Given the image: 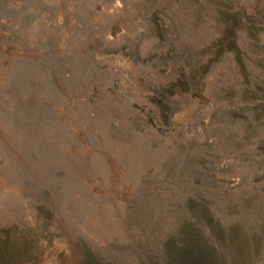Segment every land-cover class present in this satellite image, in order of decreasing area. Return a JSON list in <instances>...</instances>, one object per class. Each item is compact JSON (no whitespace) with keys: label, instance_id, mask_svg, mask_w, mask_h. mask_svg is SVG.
Listing matches in <instances>:
<instances>
[{"label":"rangeland","instance_id":"1","mask_svg":"<svg viewBox=\"0 0 264 264\" xmlns=\"http://www.w3.org/2000/svg\"><path fill=\"white\" fill-rule=\"evenodd\" d=\"M0 264H264V0H0Z\"/></svg>","mask_w":264,"mask_h":264}]
</instances>
